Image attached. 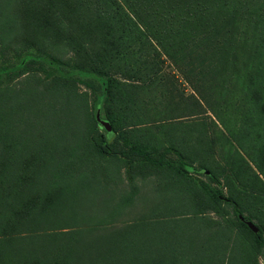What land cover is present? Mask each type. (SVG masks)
I'll list each match as a JSON object with an SVG mask.
<instances>
[{
	"label": "trees",
	"instance_id": "16d2710c",
	"mask_svg": "<svg viewBox=\"0 0 264 264\" xmlns=\"http://www.w3.org/2000/svg\"><path fill=\"white\" fill-rule=\"evenodd\" d=\"M13 7L18 17L8 22L25 48L105 77L110 128L98 129L86 92L68 77L27 74L21 88L0 94V264H222L225 253L216 254L234 228V264H253L248 252L264 243V0ZM164 58L190 92L161 70ZM218 138L229 147L224 163ZM161 150L184 163L159 158ZM126 152L136 155L124 161L133 170L155 176L162 203L118 225L89 223L85 199L111 177L102 161L118 170ZM221 179L226 200L210 185ZM222 203L257 231L238 217L231 226L206 215ZM210 219L219 226L202 233Z\"/></svg>",
	"mask_w": 264,
	"mask_h": 264
},
{
	"label": "rangeland",
	"instance_id": "374dc122",
	"mask_svg": "<svg viewBox=\"0 0 264 264\" xmlns=\"http://www.w3.org/2000/svg\"><path fill=\"white\" fill-rule=\"evenodd\" d=\"M13 2L14 0H0V94L6 91V87L21 88L23 86L25 75L27 74H35L34 76H38L42 79H48L54 75L68 77L74 80L80 91L86 92L90 113L95 120L99 122L100 125L98 129L104 133L105 130L103 129L101 122L106 120L103 107V100L105 97V77L88 71L72 68L65 64L56 63L42 53H38L31 48H25L23 43L17 41L18 36L16 37V35L20 32V29H17V27L14 29L11 25L12 23L8 22L10 20L13 22V20L18 17L17 12L12 10V8H14ZM5 20H7L8 24L4 25ZM20 41H22V39ZM161 70L171 74L170 76L174 78L172 82L176 88L181 89L186 93L190 92V87L187 82L165 58L161 63ZM159 108L162 109L161 107ZM177 113L180 112L177 111ZM208 128L212 127L209 126ZM178 133L180 132L178 131ZM212 134L217 137V133L214 130ZM216 140L215 151L218 152L217 157L224 163V159H226L225 157L229 150L228 144L222 139L218 138ZM119 156L122 158V161H119L120 167L118 170L112 167V165H109L108 162L102 161L103 166H105L106 169L109 170L108 172L111 173V177L106 179L100 178L102 184L96 185L94 187L96 188L94 189V193L89 194V198L85 199V204L88 205V212L85 215V220L90 221L89 223L91 224L104 219L103 222L118 225L125 221L132 220L134 216L139 215V213L145 209L155 208L153 206L162 203L155 199V197L161 195L158 193V187L156 185L157 179L155 176L149 175L143 177V172L138 169L133 170L129 164L124 162L131 161V159L136 158V155L126 152L124 155L120 154ZM159 158L176 163H184V160L177 153L172 151L166 152L165 150H161V156H159ZM193 166L196 167V165ZM191 175L203 179L206 182L208 181L206 176L195 169L191 170ZM210 185L215 189H218V191H221L225 195L224 199L226 200V189L223 187V179H221L219 184L212 183ZM187 205L188 204L178 205V209H181V207L188 208ZM169 206L163 204L165 209ZM211 208L216 210V212H209L206 215L213 219V221L216 220L222 225L223 223H228L233 226L236 217L240 220V217H243L231 204L228 203H222V206L219 207L218 205H212ZM211 219L206 221L207 223L202 226V233H209L212 229L215 230L219 226L212 223ZM85 220L83 219V221ZM251 222L255 227H258L254 220ZM236 229L234 228L231 233L228 250L226 252L220 251L216 254V257H222L219 255L225 253V259L222 264H234L235 262H238L235 258L238 253L236 250L234 251V247H236L235 239L232 236L233 233L236 232ZM182 254L185 257L189 255L187 250H184ZM248 254L252 255L253 264H264V243L256 249H251ZM219 263L220 260L215 262V264ZM177 264L197 263L192 262L191 260H183L181 263Z\"/></svg>",
	"mask_w": 264,
	"mask_h": 264
},
{
	"label": "water",
	"instance_id": "95a60500",
	"mask_svg": "<svg viewBox=\"0 0 264 264\" xmlns=\"http://www.w3.org/2000/svg\"><path fill=\"white\" fill-rule=\"evenodd\" d=\"M101 123H102L101 125L103 127H105L106 129L110 128L109 123L107 122V120H104ZM240 218H241L242 221H244L248 225V227H250V229H252L253 231H257V227H255V225L251 221H247L243 217H240Z\"/></svg>",
	"mask_w": 264,
	"mask_h": 264
}]
</instances>
